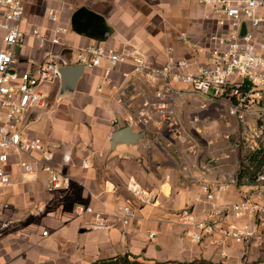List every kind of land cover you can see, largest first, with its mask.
<instances>
[{
	"label": "built area",
	"instance_id": "built-area-1",
	"mask_svg": "<svg viewBox=\"0 0 264 264\" xmlns=\"http://www.w3.org/2000/svg\"><path fill=\"white\" fill-rule=\"evenodd\" d=\"M192 1L200 9L205 27L198 39L186 31L179 33L178 40L191 56L178 54L169 46L164 61L152 63L133 47L68 46L62 39L65 27L60 25L48 38L38 26L25 30V0H0V188L13 184L9 165L33 176L37 164L46 174L47 192L71 188L72 178L61 169L69 164L70 155L63 154L61 164L54 165L56 146L40 137H24L19 129L29 111L45 106L51 95L48 86L60 81L61 62H71L100 69L96 93L111 97L125 111L123 116L113 117V127L142 126L136 132L143 134L141 139L149 136L147 141L158 143L173 157L181 186L198 187L196 200H204L205 208L199 211L190 204L176 211L194 243L222 247L232 241L242 248L244 259L250 245L263 242L264 0ZM47 17L58 21L53 9ZM243 25L245 34L240 36ZM27 38L35 39L39 46L48 41L60 46L63 53L51 54L32 72L18 71L14 66L16 48ZM120 65L130 68L118 69ZM196 103L198 110L214 103L223 129L202 128L199 115L188 112L190 106L196 110ZM198 137L204 147L198 144ZM213 139L222 143L218 155L211 151ZM201 153L204 155L198 157ZM232 156L235 161L229 170L227 160ZM91 157L87 154L83 159V168L92 165ZM126 189L130 197L112 213L76 205L74 214L94 215L93 226L98 228L112 226L111 217L127 226L138 219L134 200L142 204L154 201L133 179ZM220 257H226L223 251Z\"/></svg>",
	"mask_w": 264,
	"mask_h": 264
},
{
	"label": "crops",
	"instance_id": "crops-1",
	"mask_svg": "<svg viewBox=\"0 0 264 264\" xmlns=\"http://www.w3.org/2000/svg\"><path fill=\"white\" fill-rule=\"evenodd\" d=\"M81 7L99 15L107 29L105 38L73 29L70 17ZM50 9L57 13V22L49 21ZM25 15V30L38 26L48 38L60 25L65 27L62 39L68 46L100 43L119 49L133 47L152 63L163 62L169 46L178 54L191 56L178 40L179 33L186 31L198 39L205 27L201 11L192 0H25ZM53 53H63L62 48L48 41L39 46L35 39L27 38L23 46L16 48L14 66L18 71L32 72L37 63L48 60ZM100 73L99 68H83L73 93L60 94L59 83L53 85L45 106L25 115L19 127L22 135L40 137L56 146L54 165L61 164L63 154L70 155L69 164L61 169L72 178V185L68 191L49 193L40 165L35 166L33 176L13 165L7 167L13 184L0 188V264H91L125 253L149 263L203 258L240 264L250 258L251 245L242 259V248L232 241L220 247L210 242L196 244L188 237L175 211L198 202V187L181 186L179 167L167 150L147 141L149 136L137 143L111 144V133L123 128L113 127L112 119L125 111L111 97L96 93ZM131 129L140 132L142 126ZM86 144H90L87 149ZM87 154H92V165L83 168ZM129 179L154 201L142 204L134 200L137 220L123 226L111 217L112 226L98 228L93 226L94 215L74 214L76 205L112 213L130 197L126 189ZM166 185L168 190L164 191ZM150 233H155L152 238ZM220 251L226 257L221 258Z\"/></svg>",
	"mask_w": 264,
	"mask_h": 264
},
{
	"label": "water",
	"instance_id": "water-1",
	"mask_svg": "<svg viewBox=\"0 0 264 264\" xmlns=\"http://www.w3.org/2000/svg\"><path fill=\"white\" fill-rule=\"evenodd\" d=\"M70 24L77 33H83L91 29L90 35L105 38L107 29L101 23V18L95 12L84 7L78 8L70 17ZM245 29L242 26L240 36H244ZM83 72L82 65L61 66L59 69V93L71 94L76 88L77 81ZM111 144L119 142L137 143L142 137V133L134 132L130 127H124L111 134Z\"/></svg>",
	"mask_w": 264,
	"mask_h": 264
},
{
	"label": "rangeland",
	"instance_id": "rangeland-1",
	"mask_svg": "<svg viewBox=\"0 0 264 264\" xmlns=\"http://www.w3.org/2000/svg\"><path fill=\"white\" fill-rule=\"evenodd\" d=\"M41 14H43V11L41 12ZM27 17L30 19V17L28 15H27ZM25 20H26V15L24 14V21ZM52 88H53L52 85L48 86V89L50 91L52 90ZM188 112H190L192 114L194 113V114L199 115V117L203 120V122L200 123V126L202 128L206 127V129H209L210 131H218V130L223 129V126L220 125L219 122H218L219 112H218V109H217V107L215 106L214 103L208 104L207 107L202 108L200 110H198V104L196 103V110H194L190 106V107H188ZM205 124H206V126H205ZM197 142H198V144L201 147H204L205 143L203 142V139H201V137L197 138ZM220 146H222V143L220 142V140L213 139V144L211 146V151L213 152V154H217L218 155ZM202 155H204V154L201 153V154L198 155V157H200ZM235 156L237 158V157H239V154L235 155ZM234 161H235L234 160V156H232V158H229L227 160V166L226 167L229 170H231L230 167H231L232 164H234ZM163 190L164 191L168 190V186L166 185L165 188H163ZM232 192H235L234 188H232ZM230 199H234V196H233V198H230ZM217 202L220 203L219 201H217ZM190 204H193L196 207V209L199 210V211L203 210L205 208V206H206L205 203H204V200L200 201V202H197V203H187L184 206L190 205ZM156 205L158 206L159 204H156ZM184 206H182V207H184ZM182 207H180V208H182ZM176 211H175V213H176ZM251 246L253 247L251 249V255H250L251 257L247 258L246 260H242L240 262V264H264V241L261 242V243H253Z\"/></svg>",
	"mask_w": 264,
	"mask_h": 264
},
{
	"label": "trees",
	"instance_id": "trees-1",
	"mask_svg": "<svg viewBox=\"0 0 264 264\" xmlns=\"http://www.w3.org/2000/svg\"><path fill=\"white\" fill-rule=\"evenodd\" d=\"M91 264H227V263L221 261L214 262L203 258L195 259L192 261H185V262L166 260V261H154L152 263H149L146 261L138 260L137 257L132 255L131 253H125L122 255H117L106 259L96 260Z\"/></svg>",
	"mask_w": 264,
	"mask_h": 264
},
{
	"label": "flooded vegetation",
	"instance_id": "flooded-vegetation-1",
	"mask_svg": "<svg viewBox=\"0 0 264 264\" xmlns=\"http://www.w3.org/2000/svg\"><path fill=\"white\" fill-rule=\"evenodd\" d=\"M92 29V28H91ZM91 29H89L88 31H91Z\"/></svg>",
	"mask_w": 264,
	"mask_h": 264
}]
</instances>
